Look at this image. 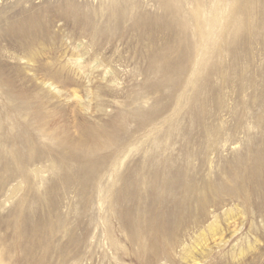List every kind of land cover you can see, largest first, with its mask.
<instances>
[{
	"label": "rangeland",
	"instance_id": "rangeland-1",
	"mask_svg": "<svg viewBox=\"0 0 264 264\" xmlns=\"http://www.w3.org/2000/svg\"><path fill=\"white\" fill-rule=\"evenodd\" d=\"M0 264H264V0H0Z\"/></svg>",
	"mask_w": 264,
	"mask_h": 264
}]
</instances>
